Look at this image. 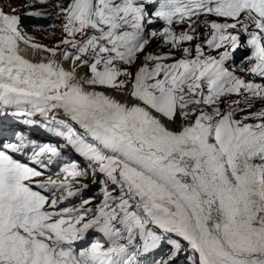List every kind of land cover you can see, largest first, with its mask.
I'll return each mask as SVG.
<instances>
[{
  "label": "snow or ice",
  "instance_id": "obj_1",
  "mask_svg": "<svg viewBox=\"0 0 264 264\" xmlns=\"http://www.w3.org/2000/svg\"><path fill=\"white\" fill-rule=\"evenodd\" d=\"M56 7L63 35L53 47L36 43L15 9L0 7V108L65 141L58 149L17 132L16 142L0 145V264H170L182 248L187 264H264V109L237 118L242 104L264 102V83L226 66L246 46L249 66L241 71L264 80V0ZM202 15L223 18L203 21L211 29L204 43L224 49L218 56L200 43L183 46L198 38L190 33ZM157 20L162 30L149 31ZM185 23L186 31L173 30ZM229 29L244 33L246 45ZM149 37L168 52L147 50ZM29 50L47 56L33 62L23 54ZM66 146L84 167L62 155ZM54 164L58 171L46 175ZM89 173L100 203L65 206L88 187L76 184ZM90 229L108 246L94 239L77 249ZM163 245L171 248L167 259H141Z\"/></svg>",
  "mask_w": 264,
  "mask_h": 264
},
{
  "label": "rangeland",
  "instance_id": "obj_2",
  "mask_svg": "<svg viewBox=\"0 0 264 264\" xmlns=\"http://www.w3.org/2000/svg\"><path fill=\"white\" fill-rule=\"evenodd\" d=\"M24 2H25V4L26 3L30 4L31 0H25ZM59 3H61V0H50V1L48 0V2L44 3V4L37 3L39 5H35V7L33 9H29L28 7L24 6L21 10L16 12L17 14L16 13H14V14H16L18 16H21L23 18L22 19V27H23L24 31L26 30V32H30L32 30V28H33V30H35V29L36 30H44V29H48V28L52 27L55 24L56 15L57 14H58V20H62L63 21V18H60V16H59L60 15L59 8L56 7V5H58ZM28 11H42L45 14L40 16V17H27V16H25V13L28 12ZM199 18L200 19H204V16L202 15ZM200 22H203V21H200ZM162 24H163L162 21L157 20L154 24L148 26V30L149 31L154 30V31L159 32L160 30H162V28H161ZM173 27H175V26H173ZM183 27L186 28V29H184V31H186L187 30V24L186 23L182 24V28ZM182 28L180 30H178V31H177V29H179V28H173V30L177 34H179L180 32L183 31ZM190 34H192L194 36H197L198 38L193 40V41H191V42H184V45H183L184 47H188V46L191 45L193 47V50H194L195 44L200 43L202 45V48L204 50L205 55L207 54V55L218 56V54L211 53L212 50L208 48L206 43H204V41L209 37L206 33L198 32V30L195 29V32L194 33H190ZM62 35H63L62 33H60L58 35L59 36V40L61 39ZM149 39H150V44L148 45L147 50H150L153 53H161V52H165L166 53V52H168L169 48L171 47L170 45L167 46V47L164 46L162 39H157V38H153V37H149ZM59 40L57 38H52L50 40L51 46L53 47L55 44H58ZM245 41H246V37H243L241 39V44L244 45ZM171 51L173 52V54L177 58L180 57L181 50L171 49ZM249 54H250L249 50L245 49L244 47H238L232 53V58L230 60L226 61V66L229 67V70H234V69L238 70L239 68H244V66H249L248 61L245 60V57L247 55H249ZM138 65H139V61L136 62V65L131 66L130 70L134 72ZM231 68H234V69H231ZM246 79H247L246 81H250L251 80L252 82H254V81H256L258 79L260 83H262L264 81L260 77H257V76H255V78H252L250 73H246ZM237 99H240V97L237 96L235 98V100H237ZM260 103L264 104V102L257 100L254 103V106L252 108H247L246 105H241V107L245 108L246 111L243 112V113H237V118H239L241 115H246L249 112L256 111L255 110V106H257L258 104L260 105ZM221 107H225V105H221ZM177 121L179 122V117H177ZM249 122L250 123H255L256 121H249ZM50 142H52V141H47V140L45 141V143H50ZM75 158L78 159L77 161L81 164V167H84L85 162L83 161V159L81 157H79L77 154H76ZM56 171H58V170H56ZM55 172H52L50 174L54 175ZM46 175H48V174H46ZM89 184H93V176H92L91 173H89V175L87 177L81 178L79 180V182L76 184V187L78 188V187H81L82 185H88L89 186ZM97 186H98V191H97L96 194L89 195V196H84V197L80 198L79 200H76L75 202L68 203L67 205L65 204V206L76 207V206L80 205L82 199L94 198V199H92L91 205H87L86 207L95 208V206L98 205L100 203V201L102 200V195L99 192L100 185L97 184ZM166 247H167L166 254H168L171 251V248H170V246H167V245H166ZM184 247L186 248L187 245L185 244ZM164 254H165V252H164ZM177 256L178 257L179 256H183V259H182L183 262H184L183 264H187V262L185 260L184 248H182L180 250V252L178 253Z\"/></svg>",
  "mask_w": 264,
  "mask_h": 264
},
{
  "label": "bare ground",
  "instance_id": "obj_3",
  "mask_svg": "<svg viewBox=\"0 0 264 264\" xmlns=\"http://www.w3.org/2000/svg\"><path fill=\"white\" fill-rule=\"evenodd\" d=\"M25 0H0V7H3V10L5 12H11L12 9H15V13L18 12L19 10H21L25 5ZM50 1V0H49ZM28 2V1H27ZM52 2V1H51ZM55 2V1H54ZM69 3V0H61V3H59L58 5H62V6H67V4ZM40 4V3H39ZM37 3H35L34 5H32L31 8L29 9H33L35 7V5H39ZM54 5V4H53ZM38 7V6H37ZM158 7V4L156 5H147V8L150 10V11H155V8ZM14 14V13H13ZM17 14V13H16ZM60 18H63L62 14L59 15ZM204 16V15H203ZM192 19L196 20L197 18L196 17H193ZM205 19L207 20H217L218 22H223V18H217L215 16H211V15H208V16H204V19H200L199 18V22L196 26V30H198V32H201V33H206L208 36H210L211 34V29L210 28H205L204 27V24L203 22H200V21H204ZM228 22H232V21H228ZM62 24H63V21L62 20H58V14L56 15V21H55V24L48 28V29H44V30H32L30 32H25L31 36L34 41L38 44H42V45H45V46H48V47H52L51 46V42L50 40L52 38H57L59 40V34L62 33L63 34V31H62ZM163 28L164 27V24L161 25ZM175 27L173 28H179L177 29L180 30L182 28V24H176L174 25ZM238 28H239V25H238ZM184 29H186L185 27L182 28V30L184 31ZM250 31L254 30L252 28L249 29ZM228 31L232 32L233 34H238L240 35L241 39L243 37H245L244 33L242 32H238L237 29H229ZM56 45V44H55ZM244 45H246V41L244 43ZM23 47V46H22ZM245 49L249 50V52L251 51L249 48H247L246 46L244 47ZM220 51H223V48L222 49H219V50H212L211 53L213 54H218ZM24 55H26L27 58H29L30 60H32L33 62H39L43 57H46L47 54L46 53H36V54H33L30 50L23 53ZM207 55V54H206ZM57 58L59 59V53L57 55ZM67 66V64L65 65ZM239 68V67H238ZM248 68V66H244L243 69H246ZM231 69H234V68H231ZM242 68H239L238 70L237 69H234V70H231L233 71L237 76H240L241 78L246 79V73L247 72H244V71H241ZM87 71V69H81V74H83V72ZM251 77L252 78H255L254 75L251 74ZM250 80V79H249ZM251 81V80H250ZM252 82V81H251ZM253 83H260L259 80L257 79L256 81H254ZM264 83V81L262 82ZM114 95H117L119 97V94L118 93H113ZM237 96L236 95H233L230 97L231 100H235ZM244 105V104H242ZM2 108H0L1 110ZM11 109V108H10ZM261 109H264V104H261L260 105L258 104L257 106H255V110L256 111H259ZM34 117H38L40 118L39 115H36ZM176 125H172V127H175ZM2 130L6 131V126L5 125H2ZM52 142H50L51 144H56L58 142L57 139H51ZM78 159H76L77 161ZM67 205V204H66ZM184 262H182L183 264Z\"/></svg>",
  "mask_w": 264,
  "mask_h": 264
}]
</instances>
